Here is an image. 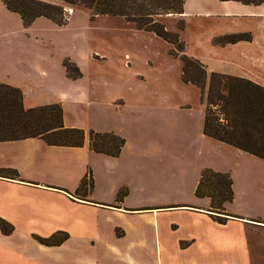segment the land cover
<instances>
[{
    "label": "crops",
    "instance_id": "0c3cea01",
    "mask_svg": "<svg viewBox=\"0 0 264 264\" xmlns=\"http://www.w3.org/2000/svg\"><path fill=\"white\" fill-rule=\"evenodd\" d=\"M184 2V14L180 16L186 21L215 22V33L210 39L217 41L211 45L216 62L212 70L264 86V3L256 6L219 0ZM0 4L8 15L18 18L17 32L22 33L24 40L40 22L49 31L65 30L45 18L25 28L21 17L7 10L4 0ZM84 30H91L90 22L86 21ZM135 30L159 39L153 33ZM17 32L0 33V83L20 89L25 108L60 104L66 112V108L91 102L93 90L79 60L65 55L60 60V72H56L53 58L30 52L25 44L12 39ZM42 34L38 32L33 38L39 47L45 45ZM235 35H245L247 40L227 43V38ZM89 36L87 55L96 62ZM65 59L79 68L81 78L68 76ZM201 105L203 140L218 143L204 135L206 109L202 101ZM64 125L75 126L69 124L67 117ZM98 133L125 139L116 131ZM125 141L118 157L92 151L88 139L81 148L49 146L42 139L1 142L0 219L13 228L5 233L0 226V264H264V160L218 143L221 161L228 165L194 166L188 199L170 198V189L158 185L151 194H158L159 203L163 204L137 207L129 203L131 197L149 193L139 180L142 149L130 148ZM157 150L158 155H170L166 147ZM101 161L103 186L109 191L105 197L97 195L96 166ZM206 169L232 178L235 196L226 205L227 215L210 212L211 200L196 195ZM86 178L92 179L93 188L81 190ZM245 199L246 203L240 202ZM213 216H221L225 223ZM58 234L67 238L55 245L39 240Z\"/></svg>",
    "mask_w": 264,
    "mask_h": 264
},
{
    "label": "rangeland",
    "instance_id": "374dc122",
    "mask_svg": "<svg viewBox=\"0 0 264 264\" xmlns=\"http://www.w3.org/2000/svg\"><path fill=\"white\" fill-rule=\"evenodd\" d=\"M81 14L91 24L89 32L84 30L86 21ZM67 15L68 23L72 20L64 26L65 30L49 31L40 22L24 40L22 33L17 32L18 18L8 15L0 4V33L16 31L12 39L25 44L30 52L53 58L56 72H60V60L67 54L82 63L93 90L92 100L89 104L66 108V112L63 107L64 118L87 132H119L130 148L142 149L139 180L149 193L131 197L130 204L137 207L163 204L159 203L158 194H151L158 185L170 189V198L188 199L195 177L194 166L228 164L221 161L218 143L203 140L200 92L184 84L183 64L171 55L172 46L160 38L138 34L137 28L123 18L92 19L89 11L71 7L67 8ZM159 21L167 31L180 35L188 56L199 59L213 71L216 62L211 45L217 41L210 39L215 33V22L186 21L180 15L163 16ZM38 32L43 33L45 41L41 47L33 41ZM88 36L93 40L91 55L97 63L88 58ZM108 57L111 59L105 61ZM117 100H123L124 105ZM160 147L168 148V158L157 154ZM96 167L97 195L108 196L109 191L103 186L104 162H98ZM240 202L246 203L247 199Z\"/></svg>",
    "mask_w": 264,
    "mask_h": 264
},
{
    "label": "trees",
    "instance_id": "16d2710c",
    "mask_svg": "<svg viewBox=\"0 0 264 264\" xmlns=\"http://www.w3.org/2000/svg\"><path fill=\"white\" fill-rule=\"evenodd\" d=\"M235 1L245 5H262L264 0ZM184 0H4L8 11L19 15L25 28L39 18L52 21L59 27L68 23L67 8H83L92 19L98 16L123 18L138 30L153 33L172 46L171 55L181 60L182 80L196 87L205 105L204 135L264 160V86L249 79L209 72L199 59L185 53L179 34L166 30L159 18L184 14ZM183 30V27L180 28ZM227 43L247 40L245 35L228 37ZM67 74L76 80L82 77L79 68L67 60ZM26 139H42L49 146L81 148L89 140L90 149L98 154L118 157L125 147V139L111 133L86 132L81 128L64 125V112L60 104L27 109L20 89L0 83V143ZM8 174L16 176L15 171ZM93 188L92 179L83 180L81 190ZM199 198L211 200L210 212L226 214V205L234 201L233 182L229 174L206 169L196 191ZM124 193L120 194V198ZM225 223L221 216H213ZM2 230H12L0 219ZM65 234L40 239L42 243L59 244Z\"/></svg>",
    "mask_w": 264,
    "mask_h": 264
}]
</instances>
